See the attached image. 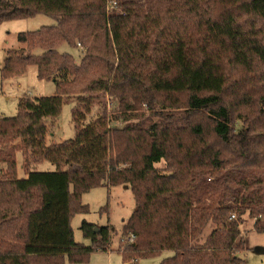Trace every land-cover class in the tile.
I'll return each instance as SVG.
<instances>
[{
	"label": "trees",
	"instance_id": "obj_1",
	"mask_svg": "<svg viewBox=\"0 0 264 264\" xmlns=\"http://www.w3.org/2000/svg\"><path fill=\"white\" fill-rule=\"evenodd\" d=\"M37 15L55 24L18 33L26 48L5 52L0 78L35 66L57 93L21 99L14 117L0 119V163L14 175L0 180V264L108 252L111 227L82 223L88 247L70 227L87 212L81 195L103 185L126 186L134 199L122 264L163 252L172 255L159 264H245L240 227L253 219L264 233V35L247 24L264 20V0H0V24ZM76 43L78 61L58 51ZM106 96L112 117L86 121ZM71 100L75 137L47 146L46 122ZM163 108L182 114L164 117ZM42 160L56 170H30Z\"/></svg>",
	"mask_w": 264,
	"mask_h": 264
},
{
	"label": "rangeland",
	"instance_id": "obj_2",
	"mask_svg": "<svg viewBox=\"0 0 264 264\" xmlns=\"http://www.w3.org/2000/svg\"><path fill=\"white\" fill-rule=\"evenodd\" d=\"M135 2H142V0H132ZM111 4H109L108 11H111ZM55 21L43 15H37L29 19H20L7 21L0 24V68L5 58V52L8 49L21 50L26 48V44H19L16 42V35L18 33L38 31L43 27L52 26ZM248 25L252 24L259 28L264 35V20L253 19L249 20ZM70 49L65 44L58 49L60 53L71 54L78 61L82 55V45L76 43ZM84 51V50H83ZM57 93V88L52 80H41L37 76L35 66L27 67L25 72L15 78H7L1 80L0 78V119L12 118L17 114V107L19 101L25 98L34 97H50ZM108 96V95H107ZM104 97L105 105H92L91 112L86 114V121L93 120L97 115L105 116L107 121L114 114L112 112L115 102H111L108 97ZM103 101L102 95L99 97ZM253 99V98H252ZM99 101V99H97ZM182 100V98H180ZM97 101H95L96 104ZM254 102L252 105H255ZM77 103L74 100L62 104L59 114L55 121H47V130L45 135V144L50 146L52 144H59L75 137V123L72 119V113L75 110ZM246 107L248 111L256 112V107ZM242 109H238L240 112ZM238 112V113H239ZM182 114L180 109L163 108L162 115L164 117H172ZM147 114V113H145ZM244 114V111H242ZM237 115V114H236ZM198 119L201 116L197 117ZM154 120L155 117L153 118ZM119 125V122H117ZM239 121L237 125H240ZM264 134V133H263ZM5 142H0V148H3ZM17 148L21 141L16 139L11 144ZM31 153H37V150L30 148ZM35 156L37 160V154ZM30 162H33L30 159ZM16 178L24 179L26 172L22 168L23 155L20 151H16ZM164 163L156 165L157 168H162ZM6 168V165L0 163V180L11 179L14 177L12 172ZM31 171L37 172H53L56 167L49 161L42 160L40 162L31 163ZM65 170V169H64ZM80 204L87 207L86 213L73 214L70 221L73 241L76 244L83 246H90V241L83 237L81 232L82 223L93 225L94 229H101L104 227H111V241L108 246V252L94 251L88 255L87 258L71 262L67 256H63L62 264H122V257L119 253L120 249L126 245L127 237L122 236L121 231L123 225L130 217L134 209V199L131 191L126 186L107 187L100 186L89 190L81 195ZM254 220L246 219V222L240 227V237L244 242L245 249L237 256L243 259L245 264H264V233H257L253 228ZM93 229V230H94ZM212 228L205 230V235H208ZM171 252H163L158 257L151 259H141L138 264H159L162 259L170 257Z\"/></svg>",
	"mask_w": 264,
	"mask_h": 264
},
{
	"label": "built area",
	"instance_id": "obj_3",
	"mask_svg": "<svg viewBox=\"0 0 264 264\" xmlns=\"http://www.w3.org/2000/svg\"><path fill=\"white\" fill-rule=\"evenodd\" d=\"M231 218H234V217L231 216ZM127 239H128L127 243H130V242H132V240H133V236L130 235Z\"/></svg>",
	"mask_w": 264,
	"mask_h": 264
},
{
	"label": "water",
	"instance_id": "obj_4",
	"mask_svg": "<svg viewBox=\"0 0 264 264\" xmlns=\"http://www.w3.org/2000/svg\"><path fill=\"white\" fill-rule=\"evenodd\" d=\"M94 232L97 233L98 232V229H94Z\"/></svg>",
	"mask_w": 264,
	"mask_h": 264
}]
</instances>
